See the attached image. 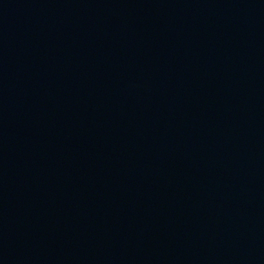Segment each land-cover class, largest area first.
<instances>
[{
	"label": "water",
	"instance_id": "95a60500",
	"mask_svg": "<svg viewBox=\"0 0 264 264\" xmlns=\"http://www.w3.org/2000/svg\"><path fill=\"white\" fill-rule=\"evenodd\" d=\"M0 264H264V0H0Z\"/></svg>",
	"mask_w": 264,
	"mask_h": 264
}]
</instances>
